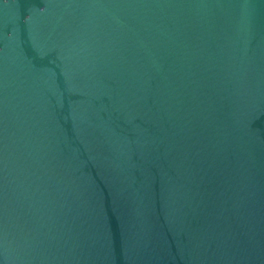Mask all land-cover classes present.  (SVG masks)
Instances as JSON below:
<instances>
[{
	"label": "water",
	"instance_id": "95a60500",
	"mask_svg": "<svg viewBox=\"0 0 264 264\" xmlns=\"http://www.w3.org/2000/svg\"><path fill=\"white\" fill-rule=\"evenodd\" d=\"M0 264H264V0H0Z\"/></svg>",
	"mask_w": 264,
	"mask_h": 264
}]
</instances>
